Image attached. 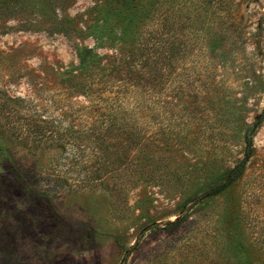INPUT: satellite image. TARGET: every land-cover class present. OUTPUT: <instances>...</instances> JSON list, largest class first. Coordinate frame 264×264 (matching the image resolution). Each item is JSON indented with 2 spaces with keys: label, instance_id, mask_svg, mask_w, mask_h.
<instances>
[{
  "label": "rangeland",
  "instance_id": "374dc122",
  "mask_svg": "<svg viewBox=\"0 0 264 264\" xmlns=\"http://www.w3.org/2000/svg\"><path fill=\"white\" fill-rule=\"evenodd\" d=\"M102 1L75 0L58 17L84 27L87 10ZM160 7L178 25L177 85L196 96L187 105L179 94L156 120L147 109L144 123L149 135L173 111L184 137L169 148L164 127L156 143L146 141L142 171L108 179L95 170L96 145L77 132L90 120L82 81L65 80L78 63L75 45L95 40L50 32L49 14L32 8L0 14V142L13 156L0 163V264H241L238 240L253 264H264V122L236 183L188 202L242 158L245 129L263 111L264 0H163ZM154 25L147 19L143 30Z\"/></svg>",
  "mask_w": 264,
  "mask_h": 264
},
{
  "label": "trees",
  "instance_id": "16d2710c",
  "mask_svg": "<svg viewBox=\"0 0 264 264\" xmlns=\"http://www.w3.org/2000/svg\"><path fill=\"white\" fill-rule=\"evenodd\" d=\"M146 1L103 0L87 10L90 22L78 27L75 17H58L57 13L58 9L65 11L70 8L75 0H0V14L14 15L32 8L36 13L49 14L50 32H61L70 39L79 36L95 40L94 46L75 45L78 63L67 71L69 75L65 80L71 83L79 78L82 81L80 86L91 103L85 107V114L90 116V120L77 132L83 140H92L96 145L99 159L95 170L99 175H106L107 179L121 171H142V163L137 160L142 157L146 141L149 139L156 143L164 127L168 128L164 134L166 142L170 143L169 148L184 137L182 128L175 129L173 126V111L167 117L168 123L161 124L148 135L144 123L147 109L151 110L156 120L164 107L177 106L179 94L182 98L186 97L184 102L187 105L190 98L196 96L177 85L175 71L181 49L175 13L159 10L163 0L151 1L150 5L155 10L152 14L147 13L144 10ZM147 19L155 20V25L143 30ZM187 47L184 44L182 50L187 52ZM99 48L112 51L101 53ZM34 119L36 116L33 115L31 120ZM263 122L264 108L258 119L245 129L242 158L207 187L191 196L189 203L196 204L219 196L236 183L253 154V136ZM39 134L43 137L41 132ZM79 147L84 148L86 145L81 143ZM135 150L136 153L133 152ZM12 160L10 149L0 142V163L9 165ZM15 168L21 176V169ZM84 181L89 182V179ZM190 209L191 205L184 204L181 213L186 215ZM183 218L179 216L172 224L179 223ZM236 253L241 258V264H253L247 245L242 240L236 243Z\"/></svg>",
  "mask_w": 264,
  "mask_h": 264
}]
</instances>
